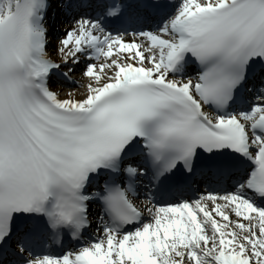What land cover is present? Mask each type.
Instances as JSON below:
<instances>
[{"label":"snow or ice","instance_id":"snow-or-ice-1","mask_svg":"<svg viewBox=\"0 0 264 264\" xmlns=\"http://www.w3.org/2000/svg\"><path fill=\"white\" fill-rule=\"evenodd\" d=\"M0 264H264V0H0Z\"/></svg>","mask_w":264,"mask_h":264},{"label":"bare ground","instance_id":"bare-ground-1","mask_svg":"<svg viewBox=\"0 0 264 264\" xmlns=\"http://www.w3.org/2000/svg\"><path fill=\"white\" fill-rule=\"evenodd\" d=\"M63 26V25H61ZM68 26H71V25H68ZM55 45H56V39L55 38H52L51 39V48L49 49V53L50 55L52 56L53 59H56V56H55V53H54V49H55ZM81 69V67H79ZM80 72V70H77L75 71L76 73L77 72ZM80 76H79V83L71 86V87H63V86H54V87H51L53 90H58L59 94L60 95H63L68 89H74L75 92L77 93V98H78V94L80 93H83L86 91V87L85 85L88 83L87 81V78L86 77H81L82 75L80 73H78Z\"/></svg>","mask_w":264,"mask_h":264},{"label":"rangeland","instance_id":"rangeland-1","mask_svg":"<svg viewBox=\"0 0 264 264\" xmlns=\"http://www.w3.org/2000/svg\"><path fill=\"white\" fill-rule=\"evenodd\" d=\"M79 76H80V75H79ZM79 76H77L76 74H73V78L76 79V80H79V79H78ZM81 77H84V76H81ZM73 85H75V84L72 83V84L70 85V87L73 86Z\"/></svg>","mask_w":264,"mask_h":264}]
</instances>
